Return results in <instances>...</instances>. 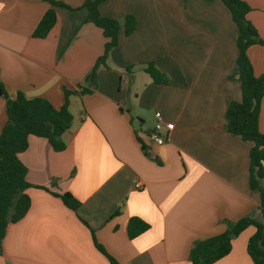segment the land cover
Masks as SVG:
<instances>
[{"label":"crops","instance_id":"0c3cea01","mask_svg":"<svg viewBox=\"0 0 264 264\" xmlns=\"http://www.w3.org/2000/svg\"><path fill=\"white\" fill-rule=\"evenodd\" d=\"M56 1L67 7H54L56 23L39 39L34 31L51 4L0 0V79L7 92L0 134L8 100L19 94L59 110L66 91L91 90L71 97L64 151L30 136L19 154L31 207L8 226L0 264H110L94 238L118 264H192L199 242L245 217L264 222L260 192L250 186L254 144L226 129L227 111L242 92L231 79L238 31L223 2L106 0L100 13L120 22V39L93 87L86 77L106 38L86 23V0ZM243 1L264 40V0ZM130 15L137 28L126 36ZM247 54L255 75H263L264 47ZM150 63L169 77L168 85L153 82L145 72ZM159 119L175 125L162 146L148 136ZM259 130L264 134V99ZM52 193H70L81 206L73 211ZM134 217L149 229L130 239ZM254 233L249 227L234 238L229 255L215 264H253L247 245Z\"/></svg>","mask_w":264,"mask_h":264},{"label":"trees","instance_id":"16d2710c","mask_svg":"<svg viewBox=\"0 0 264 264\" xmlns=\"http://www.w3.org/2000/svg\"><path fill=\"white\" fill-rule=\"evenodd\" d=\"M52 8L43 16L33 37L44 39L54 27L57 15L54 7H67L56 0H46ZM106 0H86L84 8L88 15L86 23H91L100 28L106 38L103 55L97 60L95 66L86 77L90 86L96 87L98 69L107 67V59L113 49L119 45L121 24L118 20L101 15L100 6ZM212 2L214 0H203ZM228 8L237 27L236 71L231 79H237L241 84L242 98L239 102H232L226 115V129L244 141L254 144L250 152V186L261 195L260 209L264 211V134L259 130L260 105L264 99V74L257 77L249 60L247 51L250 47L260 45L264 47V40L259 36L255 26L247 16L251 7L243 0H221ZM137 28L134 16L124 19V32L130 36ZM131 68L128 69L130 71ZM145 72L157 84L168 85L169 77L154 63L146 66ZM91 90L83 88L80 92H65V103L57 110L44 99L29 100L19 94L16 99L8 100L7 123L0 134V257L3 253V241L10 224L21 221L31 207V200L26 194L30 184L26 181L27 169L19 160V154L29 147V137L36 136L48 141L56 152L66 149L62 136L71 129L73 115L70 110L71 97L75 94L84 95ZM7 98V92L0 79V99ZM64 205L77 211L81 204L70 193L57 194ZM86 224V222H84ZM255 228L247 245V253L253 264H264V222L253 217H245L231 224L229 229L218 236L199 242L191 251L192 264H215L229 255L232 250V241L247 228ZM149 229V225L140 218L130 219L128 234L134 239ZM94 238V237H93ZM94 244L109 260L110 264H118L115 259L107 254L102 245L95 238Z\"/></svg>","mask_w":264,"mask_h":264},{"label":"built area","instance_id":"2783aa9c","mask_svg":"<svg viewBox=\"0 0 264 264\" xmlns=\"http://www.w3.org/2000/svg\"><path fill=\"white\" fill-rule=\"evenodd\" d=\"M174 129L175 125L173 123L164 122L159 119L149 132V140L152 144L162 146L168 141V137ZM136 186L140 188L141 184L137 183Z\"/></svg>","mask_w":264,"mask_h":264}]
</instances>
